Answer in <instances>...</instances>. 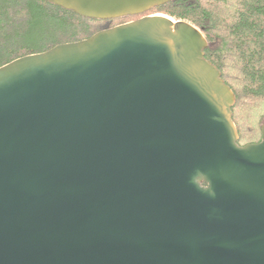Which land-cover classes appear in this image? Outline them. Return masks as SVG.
Segmentation results:
<instances>
[{
    "label": "water",
    "instance_id": "obj_1",
    "mask_svg": "<svg viewBox=\"0 0 264 264\" xmlns=\"http://www.w3.org/2000/svg\"><path fill=\"white\" fill-rule=\"evenodd\" d=\"M208 45L155 13L0 67V264H264V122L238 143Z\"/></svg>",
    "mask_w": 264,
    "mask_h": 264
},
{
    "label": "trees",
    "instance_id": "obj_2",
    "mask_svg": "<svg viewBox=\"0 0 264 264\" xmlns=\"http://www.w3.org/2000/svg\"><path fill=\"white\" fill-rule=\"evenodd\" d=\"M155 13L189 21L202 30L209 43L206 58L217 65L236 95L232 112L238 143L261 139L264 0H172L143 14L114 19L83 17L46 0H0V67Z\"/></svg>",
    "mask_w": 264,
    "mask_h": 264
},
{
    "label": "flooded vegetation",
    "instance_id": "obj_3",
    "mask_svg": "<svg viewBox=\"0 0 264 264\" xmlns=\"http://www.w3.org/2000/svg\"><path fill=\"white\" fill-rule=\"evenodd\" d=\"M260 141H262V131H261V139H259V140H257V141L247 142V143H245V144L258 143V142H260ZM245 144H244V145H245Z\"/></svg>",
    "mask_w": 264,
    "mask_h": 264
},
{
    "label": "rangeland",
    "instance_id": "obj_4",
    "mask_svg": "<svg viewBox=\"0 0 264 264\" xmlns=\"http://www.w3.org/2000/svg\"><path fill=\"white\" fill-rule=\"evenodd\" d=\"M259 119V118H258ZM251 120H252V118H248V120H247V122H248V125H251L252 123H251ZM263 123V122H262ZM261 122L259 123V126L261 127V124H262Z\"/></svg>",
    "mask_w": 264,
    "mask_h": 264
}]
</instances>
